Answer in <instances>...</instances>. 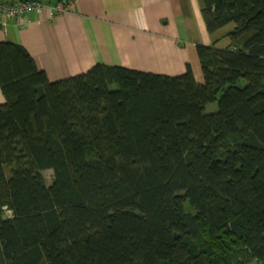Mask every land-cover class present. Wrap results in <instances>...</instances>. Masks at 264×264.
I'll list each match as a JSON object with an SVG mask.
<instances>
[{
	"label": "trees",
	"instance_id": "trees-1",
	"mask_svg": "<svg viewBox=\"0 0 264 264\" xmlns=\"http://www.w3.org/2000/svg\"><path fill=\"white\" fill-rule=\"evenodd\" d=\"M201 1L202 82L0 41V264H264V0Z\"/></svg>",
	"mask_w": 264,
	"mask_h": 264
},
{
	"label": "crops",
	"instance_id": "crops-1",
	"mask_svg": "<svg viewBox=\"0 0 264 264\" xmlns=\"http://www.w3.org/2000/svg\"><path fill=\"white\" fill-rule=\"evenodd\" d=\"M38 1L45 6L63 3L68 11L52 16L47 9L31 11L24 19L0 16V41L21 45L50 81L100 63L168 76L184 73L189 65L202 82L196 45L217 40L215 46L224 47L229 42L224 36L229 27L206 31L201 0Z\"/></svg>",
	"mask_w": 264,
	"mask_h": 264
},
{
	"label": "built area",
	"instance_id": "built-area-1",
	"mask_svg": "<svg viewBox=\"0 0 264 264\" xmlns=\"http://www.w3.org/2000/svg\"><path fill=\"white\" fill-rule=\"evenodd\" d=\"M67 7L68 6L64 5L63 3H57L53 6H45L38 0H17V2L14 4H3L0 2V16L4 17V19H11L15 17L24 19L27 13L31 11L41 13L44 11V9H47L48 14L52 16L54 14L67 12ZM25 23L26 20L21 25L23 26Z\"/></svg>",
	"mask_w": 264,
	"mask_h": 264
},
{
	"label": "rangeland",
	"instance_id": "rangeland-1",
	"mask_svg": "<svg viewBox=\"0 0 264 264\" xmlns=\"http://www.w3.org/2000/svg\"><path fill=\"white\" fill-rule=\"evenodd\" d=\"M230 26L232 27V24H229L226 27L228 28ZM206 109L207 110H214V109H216V102L208 104L207 107H206ZM43 176H44L47 184H49L50 181H51V178H52V171L51 170H45L43 172ZM249 264H257V263H256V261L253 260V261L249 262Z\"/></svg>",
	"mask_w": 264,
	"mask_h": 264
}]
</instances>
